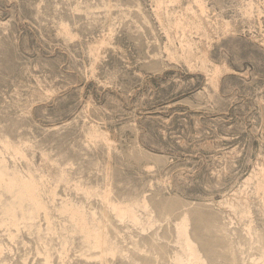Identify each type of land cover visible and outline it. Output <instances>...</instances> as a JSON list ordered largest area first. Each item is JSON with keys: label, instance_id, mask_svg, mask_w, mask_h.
Returning <instances> with one entry per match:
<instances>
[{"label": "rangeland", "instance_id": "obj_1", "mask_svg": "<svg viewBox=\"0 0 264 264\" xmlns=\"http://www.w3.org/2000/svg\"><path fill=\"white\" fill-rule=\"evenodd\" d=\"M0 170V264H264V0H0Z\"/></svg>", "mask_w": 264, "mask_h": 264}, {"label": "bare ground", "instance_id": "obj_2", "mask_svg": "<svg viewBox=\"0 0 264 264\" xmlns=\"http://www.w3.org/2000/svg\"><path fill=\"white\" fill-rule=\"evenodd\" d=\"M1 172H0V178H1V176H2V170H0ZM18 177V176H17ZM20 178V177H19ZM18 178V179H19ZM15 179V178H14ZM17 179V178H16ZM23 180V179H22ZM18 181V180H17ZM24 181V180H23ZM27 181V180H26ZM19 182H21V181H19ZM16 183H18V182H16ZM33 184V183H32ZM18 185H20V193H21V195H22V197L24 198V199H27V200H33L34 198H35V188H34V186H32L30 183H28V181L27 182H23V183H20V184H18ZM131 217V216H130ZM131 219H133V218H131ZM185 226V225H184ZM185 228H186V226H185ZM184 235H186V234H184ZM189 245L191 246V243H189ZM195 249V248H194ZM195 256V255H194ZM200 259V258H199ZM203 259V258H202ZM201 262V261H200ZM179 264V263H178ZM181 264V263H180Z\"/></svg>", "mask_w": 264, "mask_h": 264}]
</instances>
